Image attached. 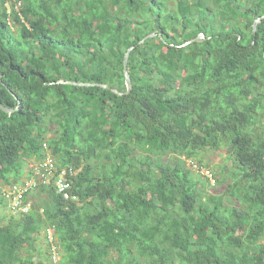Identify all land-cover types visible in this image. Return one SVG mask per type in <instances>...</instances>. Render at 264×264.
Segmentation results:
<instances>
[{
	"label": "trees",
	"instance_id": "1",
	"mask_svg": "<svg viewBox=\"0 0 264 264\" xmlns=\"http://www.w3.org/2000/svg\"><path fill=\"white\" fill-rule=\"evenodd\" d=\"M262 15L264 0H0V101L15 110L0 108V207L13 214L0 264H45L48 228L59 264H264ZM44 142L60 167L83 166L79 200L45 186L15 211L1 187ZM222 148L232 165L209 169L201 154Z\"/></svg>",
	"mask_w": 264,
	"mask_h": 264
},
{
	"label": "built area",
	"instance_id": "2",
	"mask_svg": "<svg viewBox=\"0 0 264 264\" xmlns=\"http://www.w3.org/2000/svg\"><path fill=\"white\" fill-rule=\"evenodd\" d=\"M43 147L46 151L45 157L31 161L28 169L29 175L24 177L22 182H14L7 187H1L4 197L7 198L11 208L15 209V211L22 199L27 196L28 202L21 210L30 212L34 205L31 199L33 192H39L45 186L53 187L68 202L79 200V197L73 193V184L75 176L83 169V166L60 167L49 143L45 142ZM204 170V173L206 172L212 182L215 183L211 171ZM42 211L44 210L42 209ZM48 236L53 241L54 234L52 229L49 230Z\"/></svg>",
	"mask_w": 264,
	"mask_h": 264
},
{
	"label": "rangeland",
	"instance_id": "3",
	"mask_svg": "<svg viewBox=\"0 0 264 264\" xmlns=\"http://www.w3.org/2000/svg\"><path fill=\"white\" fill-rule=\"evenodd\" d=\"M6 5H9V3H7ZM8 7V6H7ZM201 156L204 158V160L209 161L210 163V167L209 169H213L214 171H220L221 170V165H226L228 167H230L232 165V160L228 158V151L226 148H222L219 150H206L204 151ZM188 166L189 167H194L195 169H197V165L194 163V161H188ZM30 168V163L29 165L25 166V169L28 170ZM193 168V170H194ZM206 169V168H205ZM208 169H206L207 171ZM205 171V170H204ZM206 174V172H205ZM223 190V186H219L216 189H213V192L216 191V193H219V191ZM218 191V192H217ZM41 198H47V194H44L40 197H35V195L31 196V199L33 202L41 199ZM12 212L10 211L9 208H2L0 207V217H5L4 215L7 214L6 216V220L4 222H7L8 219L10 218V215ZM38 240H40L36 245H37V249L40 250L41 249V254L38 252H34V259L37 261L39 259H45V264H59L61 261V256L60 254H57V261L55 262L52 259H48V242L45 238L44 233L42 232L40 234V236L38 237ZM24 256H27L26 253L24 254Z\"/></svg>",
	"mask_w": 264,
	"mask_h": 264
},
{
	"label": "water",
	"instance_id": "4",
	"mask_svg": "<svg viewBox=\"0 0 264 264\" xmlns=\"http://www.w3.org/2000/svg\"><path fill=\"white\" fill-rule=\"evenodd\" d=\"M263 18H264V15H262L261 17H259V18H257L255 20V23H254V33H256L257 28H258V24H259V22ZM155 35H156L155 33H152V34H149V35L145 36L140 41V44L145 43L149 38L155 37ZM203 37H204V34H200L198 37H196L195 39H193L191 42L199 41ZM189 43L190 42H188L187 44H189ZM133 48L134 47L128 48L127 52L125 53V57H124V75H125V80H126V85H127V91H126L127 94H130L131 91L133 90V82H132V78L130 76L129 68H128L129 59H130V55H131V52H132ZM0 80H1V78H0ZM59 83H61V84H70V85H75V86H88V87L89 86L100 85L102 87L108 88V85L107 84H104V83L96 84V83H90V82L65 81V80H60ZM19 104H21V103H19ZM0 108L3 109L6 112H11L12 113V112L15 111L14 109H10V108L6 107L1 101H0Z\"/></svg>",
	"mask_w": 264,
	"mask_h": 264
},
{
	"label": "clouds",
	"instance_id": "5",
	"mask_svg": "<svg viewBox=\"0 0 264 264\" xmlns=\"http://www.w3.org/2000/svg\"><path fill=\"white\" fill-rule=\"evenodd\" d=\"M45 143V142H44ZM44 145V144H43ZM58 162V161H57ZM59 164V163H58ZM27 172H28V170H27ZM7 202H8V200H7ZM9 203V202H8ZM33 207H34V205H33ZM44 210V209H43ZM41 213H44V211H42V209H41ZM50 229H52V231H53V234H54V229L53 228H48V229H46V231H44L43 233H44V235H45V238H46V240H47V242L48 243H51V242H53L54 241V239H53V241H51L50 239H49V236H48V233H49V230ZM52 251H54V252H56L55 253V257H54V260L53 261H55V262H58L56 259H57V254H58V248L55 246V245H52Z\"/></svg>",
	"mask_w": 264,
	"mask_h": 264
}]
</instances>
